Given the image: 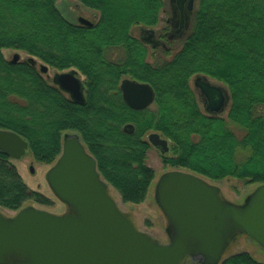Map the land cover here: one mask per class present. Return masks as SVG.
Here are the masks:
<instances>
[{"label": "trees", "instance_id": "trees-1", "mask_svg": "<svg viewBox=\"0 0 264 264\" xmlns=\"http://www.w3.org/2000/svg\"><path fill=\"white\" fill-rule=\"evenodd\" d=\"M57 1L0 0V128L28 141L35 161L53 164L64 136L78 133L122 201L138 205L155 178L146 135L157 132L170 142L166 167L264 184V0H197L181 47L153 61L132 31L155 27L165 0H74L95 11L92 26L69 21ZM5 49L77 70L86 78L85 102L70 100L29 60H8ZM197 75L227 87L226 116L202 111L190 84ZM123 77L150 84L156 109L130 108L119 90ZM32 202L53 204L0 150V207L18 211ZM221 264L264 263L241 252Z\"/></svg>", "mask_w": 264, "mask_h": 264}, {"label": "water", "instance_id": "water-1", "mask_svg": "<svg viewBox=\"0 0 264 264\" xmlns=\"http://www.w3.org/2000/svg\"><path fill=\"white\" fill-rule=\"evenodd\" d=\"M176 1L183 9L187 0ZM188 1L192 8L195 0ZM79 22L93 25L84 17ZM19 58L15 54L13 62ZM41 70L46 72L48 66L43 64ZM55 82L76 102H84V86L75 70L57 74ZM196 85L209 101L208 108L220 112L226 101L222 88L202 76ZM122 91L125 103L135 110L146 109L155 99L147 83L125 79ZM149 141L162 154L169 151L168 140L159 133H150ZM28 149V141L19 134L0 128V150L7 156L19 160ZM46 178L67 211L57 214L28 205L8 216L0 210V264H187L190 259L221 264L229 245L242 234L264 249V184L243 204H236L201 175L167 171L155 187L167 221L169 242L163 244L120 208L78 134L65 135L62 152Z\"/></svg>", "mask_w": 264, "mask_h": 264}, {"label": "rangeland", "instance_id": "rangeland-1", "mask_svg": "<svg viewBox=\"0 0 264 264\" xmlns=\"http://www.w3.org/2000/svg\"><path fill=\"white\" fill-rule=\"evenodd\" d=\"M57 7L61 11L64 17H66L69 21L72 22H78L79 17H84L90 21H94L93 17H95V11L88 9L84 6H79V3L74 0H58L57 1ZM165 9L167 13L171 9V2L169 0H165ZM167 13L163 14L161 16V23L159 24V27L162 29L166 25V18L168 17ZM192 25V20L190 22V27ZM190 27L188 29V33L190 32ZM140 27H135L132 31L133 35L139 36ZM186 34V36L188 35ZM182 41H178L172 45V51L174 52L175 50L177 51L180 47L181 44L183 43ZM153 52V51H152ZM15 54H19L21 60H26L29 56L22 52V51H17V50H12V49H5L4 50V56L8 60H12L13 56ZM163 58L168 60L170 59V54H164V51L162 52ZM153 55H156V52H154ZM152 55V56H153ZM150 61H153L150 60ZM38 64L43 65L40 61ZM57 72V70L54 69H49V75H50V80L48 79L47 75H44V78L48 79L51 81V78L53 77L54 73ZM82 78H84L82 76ZM206 80L211 81L212 83L220 86L223 91L226 94V104L222 108V110L219 112L220 116H226L228 113L229 109V92L227 87L216 81L213 78H208L206 77ZM191 86L193 87V83L191 82ZM194 89V87H193ZM195 93L197 95L198 101L200 108L202 111L205 112V104L203 102V96L201 95L200 92L195 90ZM156 105H153L151 107V110H155ZM235 131H237L236 128H234ZM240 133L239 131H237ZM241 156H244V154H241ZM13 163L16 165L17 169L19 170L21 176L23 177L24 181L28 184V186L35 191H39L42 194L46 195L49 197L52 201L53 204L51 206H46V205H40L37 203H28V205H32L41 209L48 210L53 213L57 214H62L67 211V205L61 202L54 192L52 191L51 187L49 186L47 182L46 175L50 169L51 165L43 164L40 162H37L34 160L32 153L28 149L25 156L22 159L19 160H12ZM149 166H151L155 170V178L154 181L150 187L148 196L146 200L138 205L134 204H129V203H124L122 201V198L120 194L112 187V195L118 202L120 208L133 215L138 227L140 230L149 233L152 235L159 243L166 244L169 242V237L167 235L166 229H167V221L165 218V215L163 214L162 210L160 209L156 198H155V187L156 184L159 180V178L166 173L167 171L174 170L173 168H169L164 166L162 162V158L157 154L156 151L151 150L148 153V160H147ZM31 166L34 168V172H31ZM180 170V169H176ZM186 171V170H184ZM206 178V177H204ZM207 179V178H206ZM209 180V179H208ZM211 183L219 186L224 194V196L231 202L236 203V204H243L245 202V199L256 189L257 186L255 185H245L242 181L236 180V179H226L220 182L217 181H212L209 180ZM0 210L8 215L12 216L14 215L17 211L9 210L0 207ZM19 211V210H18ZM241 252H248L250 253L256 260L264 263V249L254 240H252L249 236L246 234L238 235L232 243L229 245V247L226 250V253L224 255V259L237 253ZM194 261L191 259L188 260L187 264H192Z\"/></svg>", "mask_w": 264, "mask_h": 264}, {"label": "flooded vegetation", "instance_id": "flooded-vegetation-1", "mask_svg": "<svg viewBox=\"0 0 264 264\" xmlns=\"http://www.w3.org/2000/svg\"><path fill=\"white\" fill-rule=\"evenodd\" d=\"M171 2V9L170 11L167 13L166 9L164 8L163 10V14L167 13L168 17L166 18V25L161 29L159 27V24L161 23L162 19L160 18V21L159 23L155 26V27H148V28H145V27H140L139 28V31H140V34L139 36H136L134 35L135 37H137L140 41H142L150 50V58H149V61L153 59V57L155 55L154 52H156V57H161L163 56L162 52L164 51H172V45H174V43L178 42V41H182L183 38L186 37V34L188 33V29L190 27V22L193 18V15H194V11H195V7H196V2L197 0L194 1V5L192 8H189L188 4H189V1L187 0L185 3H184V7L183 9H180L178 4H177V1L176 0H169ZM161 15V16H162ZM97 16V15H95ZM80 18V17H79ZM94 19H97V17H93V20ZM79 20V19H78ZM79 22V21H78ZM94 22V21H92ZM80 23V22H79ZM172 44V45H171ZM153 51V52H152ZM173 53V52H171ZM153 55V56H152ZM13 60H14V56H13ZM26 60H29V57L26 59ZM19 61H22L21 58H19L17 60V62ZM33 65L36 66V68L40 71V73L43 75H47L48 76V79L50 80V75H49V69L46 71V72H43L41 70V64H38L37 62H34ZM69 71H72V70H68V71H57L54 73L53 77L51 78V81H49L48 79H46L48 81L49 84H54L56 85L67 97L70 98V100L76 102L72 96L66 92V91H63L60 86L55 82V76L59 73H64V72H69ZM77 72V76L81 79L82 81V84L84 86V98L86 99V85H85V76H83L82 74H80L77 70H75ZM82 76L84 78H82ZM198 76H202L203 79L205 81H208L206 80V76L204 75H197V76H194L191 80V82L193 83V87H194V91H198L201 93V95L203 96V102L205 104V112L206 114L208 115H219V112H214V111H211V109L208 108V104H209V101L207 100V98L205 97V95L202 93L201 89L196 85V82H197V77ZM209 78V77H208ZM125 79H130V80H133V81H136V82H139V83H144V82H140L138 80H135L131 77H123L121 80H120V83H119V90L121 92V96H122V99L124 101V98H123V91H122V83ZM190 82V84H191ZM210 83H212L211 81H208ZM148 84V83H147ZM214 84V83H212ZM150 85V84H149ZM216 85V84H214ZM151 86V85H150ZM218 86V85H217ZM152 87V86H151ZM192 87V88H193ZM220 87V86H219ZM153 89V87H152ZM154 90V89H153ZM223 90V89H222ZM225 93V92H224ZM154 94H155V91H154ZM156 96V94H155ZM226 96V94H225ZM85 102V100H84ZM83 102V103H84ZM125 102V101H124ZM199 102V101H198ZM78 103V102H76ZM82 104V103H80ZM225 104H226V101H225ZM224 104V105H225ZM155 105V99H154V102L148 106L146 109H150L151 110V107ZM144 110V109H143ZM131 127V126H130ZM133 128V127H132ZM67 134H78V133H75V132H71V133H67ZM149 134L148 133L146 135V141L147 143L150 145V149L148 151V153L151 151V150H154L157 152V154L162 158L163 160V157H165L167 155V153L170 152V142L168 141V144H169V151L166 152L165 154H162L157 148H155L149 141ZM79 135V134H78ZM65 137V136H64ZM80 137V135H79ZM162 137V136H161ZM164 138V137H162ZM64 139V138H63ZM81 139V137H80ZM82 140V139H81ZM83 142V141H82ZM84 144V142H83ZM85 145V144H84ZM86 147V146H85ZM88 150V149H87ZM89 151V150H88ZM24 157V156H23ZM22 157V158H23ZM21 158V159H22Z\"/></svg>", "mask_w": 264, "mask_h": 264}]
</instances>
